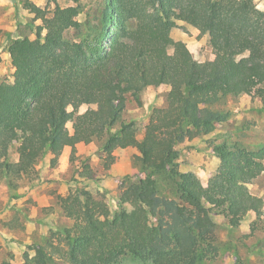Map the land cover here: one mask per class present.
<instances>
[{
    "label": "trees",
    "instance_id": "obj_1",
    "mask_svg": "<svg viewBox=\"0 0 264 264\" xmlns=\"http://www.w3.org/2000/svg\"><path fill=\"white\" fill-rule=\"evenodd\" d=\"M68 1L48 0L47 12L26 3L34 38L6 43L13 72L10 80L0 79V182L8 190L31 184L37 165L50 156L53 166L66 146L73 159L78 143L94 142L106 170L115 151L132 148L144 177L124 178L118 197L138 200L146 216L133 222L123 208L112 212L102 197L76 186L44 210L57 211L70 225L50 229L43 244L23 250L21 264H218L217 227L233 236L246 217L262 221L264 201L248 184L264 171V144L209 140L206 151L218 165L208 187L180 169L181 145L228 121L230 111L222 107L228 97L248 95L264 104V6L254 0H103L97 23L82 33L81 2ZM180 17L208 36L212 59L196 60L172 38ZM147 86H166L169 95L148 111L138 137L123 114L129 98L141 103ZM75 170L82 181L100 179L86 161ZM51 234H60L62 244ZM236 254V264H250ZM0 264L17 263L5 258Z\"/></svg>",
    "mask_w": 264,
    "mask_h": 264
},
{
    "label": "rangeland",
    "instance_id": "obj_2",
    "mask_svg": "<svg viewBox=\"0 0 264 264\" xmlns=\"http://www.w3.org/2000/svg\"><path fill=\"white\" fill-rule=\"evenodd\" d=\"M102 1L80 0L82 8L77 19L82 24V33L87 31L88 26L93 27L97 23ZM254 1L258 8L264 6V0ZM28 2L45 12L53 7L48 0H0V79L10 80L13 72L6 50L8 38L23 35L34 38L29 25L34 14L26 7ZM58 3L61 6L72 4L68 0H58ZM40 22V19H35L36 24ZM171 36L176 42L184 43L196 60H210L215 55L208 36L188 25L182 17L176 19ZM168 95L169 88L166 86H147L141 92L140 104L128 99L123 118L134 121L138 137L147 122L148 111L152 107L164 105ZM222 107L230 111L228 121L217 123L213 132L204 138H196L181 145L182 161L185 163L180 165V169L193 171L207 187L208 178L218 165V159L206 151L209 140L219 142L228 138L251 148L264 144V104L259 99L248 95L228 97ZM84 109V106L80 107V111ZM66 126L70 128L71 122L67 121ZM95 148L94 142L78 143L73 159H70L71 150L66 147L53 166H50V156H47L37 165V178L31 184L24 181L17 190H8L0 182V259L7 258L21 264L23 250L43 244L50 235V229L55 230L63 224L70 225L71 222L57 211L46 214L44 210L50 211L57 199L76 186H85L96 197H102L112 212L123 208L133 222L145 218V210L138 200L118 197L121 191L119 185L124 178L144 177L133 164V149L115 151V160L106 170ZM82 161L88 162L98 172L99 181H82L79 178L75 166ZM248 189L264 201V171L248 184ZM215 235L218 264H236V253L250 264H264V207L262 221L255 222L254 217L249 216L241 221L233 236H228L223 226L216 228ZM51 237L53 242L62 244L60 234H51Z\"/></svg>",
    "mask_w": 264,
    "mask_h": 264
},
{
    "label": "crops",
    "instance_id": "obj_3",
    "mask_svg": "<svg viewBox=\"0 0 264 264\" xmlns=\"http://www.w3.org/2000/svg\"><path fill=\"white\" fill-rule=\"evenodd\" d=\"M8 56H9V55H8ZM66 147H68V146H66ZM66 147H65V148H66ZM69 148H70V147H69Z\"/></svg>",
    "mask_w": 264,
    "mask_h": 264
}]
</instances>
